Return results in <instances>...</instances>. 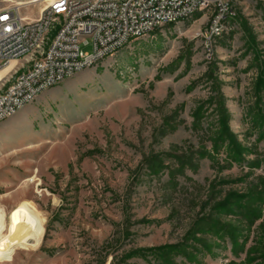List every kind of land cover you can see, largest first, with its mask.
Wrapping results in <instances>:
<instances>
[{"label": "rangeland", "instance_id": "rangeland-1", "mask_svg": "<svg viewBox=\"0 0 264 264\" xmlns=\"http://www.w3.org/2000/svg\"><path fill=\"white\" fill-rule=\"evenodd\" d=\"M209 24L134 39L0 124V211L33 233L0 264H264V3Z\"/></svg>", "mask_w": 264, "mask_h": 264}, {"label": "built area", "instance_id": "built-area-1", "mask_svg": "<svg viewBox=\"0 0 264 264\" xmlns=\"http://www.w3.org/2000/svg\"><path fill=\"white\" fill-rule=\"evenodd\" d=\"M239 0H0V124L59 83L134 39L210 13L206 37L220 36ZM263 2L264 0H256ZM39 6L37 14L28 15ZM92 47V53L83 47Z\"/></svg>", "mask_w": 264, "mask_h": 264}, {"label": "bare ground", "instance_id": "bare-ground-1", "mask_svg": "<svg viewBox=\"0 0 264 264\" xmlns=\"http://www.w3.org/2000/svg\"><path fill=\"white\" fill-rule=\"evenodd\" d=\"M11 67H13L12 64L1 70L0 73H5ZM18 217L15 216L14 219L9 220L4 218L0 211V263L13 261L12 253L14 247H31L32 245L28 241H33V233L28 225L18 219Z\"/></svg>", "mask_w": 264, "mask_h": 264}, {"label": "crops", "instance_id": "crops-1", "mask_svg": "<svg viewBox=\"0 0 264 264\" xmlns=\"http://www.w3.org/2000/svg\"><path fill=\"white\" fill-rule=\"evenodd\" d=\"M22 61H14L11 64L13 65V67H11L10 69H8L5 73H6V77L11 73V71L13 70L14 67H17L21 64Z\"/></svg>", "mask_w": 264, "mask_h": 264}, {"label": "trees", "instance_id": "trees-1", "mask_svg": "<svg viewBox=\"0 0 264 264\" xmlns=\"http://www.w3.org/2000/svg\"><path fill=\"white\" fill-rule=\"evenodd\" d=\"M157 31V30H156Z\"/></svg>", "mask_w": 264, "mask_h": 264}]
</instances>
